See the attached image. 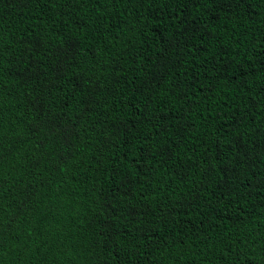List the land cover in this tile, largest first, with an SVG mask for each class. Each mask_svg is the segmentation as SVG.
<instances>
[{
    "label": "trees",
    "instance_id": "1",
    "mask_svg": "<svg viewBox=\"0 0 264 264\" xmlns=\"http://www.w3.org/2000/svg\"><path fill=\"white\" fill-rule=\"evenodd\" d=\"M0 264H264V0H0Z\"/></svg>",
    "mask_w": 264,
    "mask_h": 264
}]
</instances>
